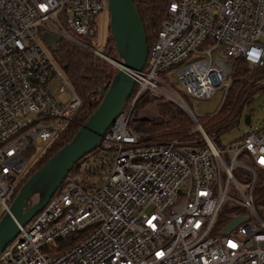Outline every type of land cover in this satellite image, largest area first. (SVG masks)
Listing matches in <instances>:
<instances>
[{
	"label": "built area",
	"instance_id": "2783aa9c",
	"mask_svg": "<svg viewBox=\"0 0 264 264\" xmlns=\"http://www.w3.org/2000/svg\"><path fill=\"white\" fill-rule=\"evenodd\" d=\"M107 5L0 0V217L30 165L24 153L38 157L82 107L41 36L94 40ZM261 39L264 0H170L134 90L96 148L99 159L66 177L18 227L0 264H264V215L253 199L259 174L264 182V128L252 130L250 118L239 140L218 145L198 114L217 92L222 104L238 62L264 67ZM104 49L90 51L114 65ZM143 93L184 109L202 146L140 141L129 122ZM226 204L245 220L225 236L218 221Z\"/></svg>",
	"mask_w": 264,
	"mask_h": 264
},
{
	"label": "trees",
	"instance_id": "16d2710c",
	"mask_svg": "<svg viewBox=\"0 0 264 264\" xmlns=\"http://www.w3.org/2000/svg\"><path fill=\"white\" fill-rule=\"evenodd\" d=\"M169 1L132 0L143 23L148 47L154 41L159 29L163 17V6ZM109 42L113 45L111 37ZM110 53L111 50L105 47V56L110 58ZM51 56L60 67L72 89L81 98L82 107L72 124L66 126L63 132L46 146L36 160L27 167L15 186L14 195L29 176L40 169L52 155L71 140L78 128L98 106L101 99L99 90L101 88L107 89L116 72L109 63L94 55L90 50L65 39L59 41ZM246 66L241 61L237 63L232 72L230 89L225 95L222 104L210 118L203 120L204 129L207 134H214V139L218 145H221L220 136L238 125L245 106L250 103L256 90V86L252 87V84L248 81L254 73L252 74L251 70L246 68ZM257 70V75L252 78L253 82L258 78H264V67ZM149 97L161 100L148 93H143L135 107ZM82 110L81 116L77 119ZM164 117L154 121L131 119L130 127L138 135L145 137L144 140L146 141L154 140L158 143H166L169 139H174L183 141L182 144L190 148L197 149L202 146L201 136L196 138L197 135L189 134L188 119L181 112H165ZM98 154V149H94L81 158L72 167L67 177L77 174L84 163L93 164L96 162L99 159ZM235 175L238 177V174ZM253 199L256 208L264 209L263 174L258 175L256 186L253 190ZM233 212L234 209L228 207L223 209L218 221V226L221 229L225 228L234 219Z\"/></svg>",
	"mask_w": 264,
	"mask_h": 264
},
{
	"label": "water",
	"instance_id": "95a60500",
	"mask_svg": "<svg viewBox=\"0 0 264 264\" xmlns=\"http://www.w3.org/2000/svg\"><path fill=\"white\" fill-rule=\"evenodd\" d=\"M107 3L109 35L119 59L114 62L116 72L107 89L99 90L101 99L98 106L71 140L29 176L14 195L8 212L0 217V252L14 239L18 227L25 225L46 205L72 167L99 147L107 127L120 113L134 90L135 74L145 66L147 38L134 3L132 0H107ZM41 40L51 53L59 43V38L50 34H43ZM243 121L249 126L250 115L244 116ZM33 194H40L39 199L28 205ZM244 220L242 217L232 220L224 228L223 235H229Z\"/></svg>",
	"mask_w": 264,
	"mask_h": 264
},
{
	"label": "rangeland",
	"instance_id": "374dc122",
	"mask_svg": "<svg viewBox=\"0 0 264 264\" xmlns=\"http://www.w3.org/2000/svg\"><path fill=\"white\" fill-rule=\"evenodd\" d=\"M166 6V5H165ZM165 6H163V9H165ZM95 23H96V32H95V39L94 40H86L83 37H80L78 35L73 34L72 32H70V34L72 35V37L74 38V40H76V42L81 45H85L88 46V48L90 50H96V51H101L102 48L107 47L108 50H111L110 53V59L113 62H117L118 56L117 53L114 50L113 45L109 42L110 40V36H109V32H108V13L105 14H99L96 18H95ZM261 41L264 42L263 39H261ZM75 42V43H76ZM104 54H105V49H104ZM108 63V62H107ZM112 68L114 69V71H116V67L115 65H113L112 63H109ZM246 68L251 70V73L253 74L250 79H248L249 83L252 84V87L256 86V90L254 91V95L250 101V103H248L245 108L244 111L242 113V116L239 120V123L237 126H234L229 132L223 134L220 136V142L222 143V145H226V144H231L233 142H235L236 140H239L243 134V132L247 129L246 125L244 124L243 118L246 115H250L251 118V129H257V130H261L264 128V78H258L253 82V79L256 75L258 71L256 68H249L248 66H246ZM64 75V74H63ZM64 79L66 80L67 84H69V82L67 81V79L64 76ZM221 99H222V94L221 92H217L214 94V96H212L210 99L208 100H202L199 103V110H198V114L199 116H201V118H199V124L201 126V129H203V131L205 133L206 130L204 129V125H203V120H206L207 118H210L219 108V105L221 103ZM183 101L190 107H193V104L191 101H188L187 99L183 98ZM136 106V104H135ZM132 109L131 111V115L130 118L132 120L138 119V120H150V121H154V120H160L165 118L164 117V113L165 112H181L187 119H188V127H189V134H195L197 135L196 138H200V134L196 133V124L193 120V118L182 108H180L179 106H177V104H175L172 101H168V100H157L155 98H147L145 99V101H143V103H141L140 105H138L137 107H135ZM83 110L81 111V113L79 114V116L77 117V119L81 116ZM77 115V114H76ZM75 120V117L73 118L72 122ZM131 121V120H130ZM72 122L70 124H72ZM76 123V122H75ZM69 124V125H70ZM129 126H130V122H129ZM140 136V135H139ZM140 141L146 142V143H158L157 141L151 140V141H146L144 140L145 137H140ZM174 139H169L168 141H171ZM166 141V142H168ZM199 141V139H198ZM183 142V141H181ZM36 149L38 152H40V145H36ZM25 158L28 159V163L32 164L36 158L37 155H35V153L33 152H25L24 153ZM40 194H33L31 196V198L28 200L27 204L28 205H32L34 204L38 199H39ZM228 204L225 205V207H227ZM257 212L260 214V216L264 215V209L263 208H256ZM226 213V211H225ZM245 216H250V214L245 211L242 213ZM250 221L253 222L254 224L258 225V221L250 216Z\"/></svg>",
	"mask_w": 264,
	"mask_h": 264
},
{
	"label": "snow or ice",
	"instance_id": "6c2138e0",
	"mask_svg": "<svg viewBox=\"0 0 264 264\" xmlns=\"http://www.w3.org/2000/svg\"><path fill=\"white\" fill-rule=\"evenodd\" d=\"M233 247H235V245H232Z\"/></svg>",
	"mask_w": 264,
	"mask_h": 264
},
{
	"label": "flooded vegetation",
	"instance_id": "af4514ba",
	"mask_svg": "<svg viewBox=\"0 0 264 264\" xmlns=\"http://www.w3.org/2000/svg\"><path fill=\"white\" fill-rule=\"evenodd\" d=\"M108 32H109V30H108Z\"/></svg>",
	"mask_w": 264,
	"mask_h": 264
}]
</instances>
